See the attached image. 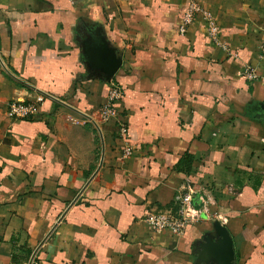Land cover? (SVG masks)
<instances>
[{"label":"crops","instance_id":"obj_1","mask_svg":"<svg viewBox=\"0 0 264 264\" xmlns=\"http://www.w3.org/2000/svg\"><path fill=\"white\" fill-rule=\"evenodd\" d=\"M190 1L0 0L6 99L39 95L29 84L65 103L47 98L0 137V264L36 250L32 264H195L216 219L238 264H264V0H197L226 48L200 19L180 33ZM103 43L123 53L125 158L116 119L97 118L110 83L86 65ZM187 183L212 218L180 237L151 231L144 214L175 206Z\"/></svg>","mask_w":264,"mask_h":264},{"label":"built area","instance_id":"obj_2","mask_svg":"<svg viewBox=\"0 0 264 264\" xmlns=\"http://www.w3.org/2000/svg\"><path fill=\"white\" fill-rule=\"evenodd\" d=\"M197 19L202 21L206 29L207 37L212 43L226 48L221 38L222 30L216 16L210 9L204 7L197 0H191L186 5L182 24L180 26V33L185 34L188 29L194 25ZM262 50L264 53V44ZM245 74V76L252 81L256 80L258 77L253 67H249L245 71ZM122 97L123 89L121 85L116 80H112L109 84L106 100L98 110L97 118H99L101 122H108L110 119H116L119 135L124 141L122 157L125 158L133 154L134 147L128 139V124L120 118L118 104ZM47 98L48 97L40 93L36 98H27L24 100L14 99L9 104L8 116L12 120L33 119L41 113ZM196 200H198L199 204H195ZM211 218L209 199H207L206 194L192 186L191 183H187L178 190L175 206L167 209L147 211L142 219L153 232L169 231L175 236L180 237L186 232L190 225L198 224Z\"/></svg>","mask_w":264,"mask_h":264},{"label":"water","instance_id":"obj_3","mask_svg":"<svg viewBox=\"0 0 264 264\" xmlns=\"http://www.w3.org/2000/svg\"><path fill=\"white\" fill-rule=\"evenodd\" d=\"M102 40H104V38H102ZM93 58L95 59L93 65H97L99 68H95L90 62H86L88 69L92 68L93 71L98 73L100 78L108 83L114 79L123 63V53L106 43H103L101 48L99 47L97 52L93 53ZM0 64L9 74H12L2 61L1 57ZM27 85L36 89L46 97L65 105L60 99L49 93L32 85ZM67 106L88 117V115L78 111L73 106ZM78 197L79 196H77V198ZM36 252L37 250L32 255L29 264H32ZM193 252L197 254L195 264H238L233 236L229 228L218 219L214 220L211 223V228L205 231L202 237L194 242Z\"/></svg>","mask_w":264,"mask_h":264},{"label":"rangeland","instance_id":"obj_4","mask_svg":"<svg viewBox=\"0 0 264 264\" xmlns=\"http://www.w3.org/2000/svg\"><path fill=\"white\" fill-rule=\"evenodd\" d=\"M0 73H1V79L2 83H0V137L1 135L7 133L9 129V122L10 118L8 116V110H9V104L12 101V97L9 99H6V96L4 94L7 93V83H16V80H14L12 77H10L4 70L1 68L0 65ZM40 95V94H39ZM33 95V98H36L39 96ZM14 100V99H13Z\"/></svg>","mask_w":264,"mask_h":264},{"label":"trees","instance_id":"obj_5","mask_svg":"<svg viewBox=\"0 0 264 264\" xmlns=\"http://www.w3.org/2000/svg\"><path fill=\"white\" fill-rule=\"evenodd\" d=\"M25 120H27V121H32V119H25Z\"/></svg>","mask_w":264,"mask_h":264}]
</instances>
